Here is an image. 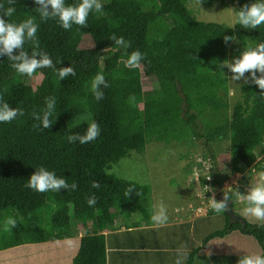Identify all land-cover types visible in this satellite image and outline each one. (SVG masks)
Wrapping results in <instances>:
<instances>
[{"label":"trees","instance_id":"obj_1","mask_svg":"<svg viewBox=\"0 0 264 264\" xmlns=\"http://www.w3.org/2000/svg\"><path fill=\"white\" fill-rule=\"evenodd\" d=\"M190 0H102L103 14L91 13L86 27L73 25L64 30L58 18L43 21L35 0H0L6 9L15 7L11 17L19 24L32 18L38 24L39 50L45 52L57 68L72 66L76 75L62 80L55 70L37 69L33 76L18 74L10 67L6 54L0 56V97L10 107L23 109L24 115L10 123H0V219L9 217L17 227L4 234L0 249L21 244L41 243L77 235L73 223L82 221L88 229L78 240L73 264H108L105 231L117 217L126 219L134 212L151 222L152 187L109 172L113 165L132 152L144 154L148 143L184 141L191 136L205 145L214 163L213 176L220 187V172L214 144L230 141V162L234 172L254 165L264 172V92L244 82L237 101L230 102L226 71L218 65L238 57L248 48L264 42V24L246 29L196 18L188 7ZM206 6L216 1L226 7L235 5V13L256 0H200ZM66 5L79 0H65ZM50 7V6H49ZM122 37L115 44L109 37ZM225 35L235 42L225 44ZM85 39L90 47H83ZM31 54L32 45H24ZM139 50L144 59L135 69L125 67L122 52ZM18 54L19 50H15ZM39 58V57H37ZM104 75V98L96 100L91 83ZM44 79L33 85L31 78ZM257 75H260L257 72ZM151 87L145 90L143 78ZM250 78V75H249ZM55 98V112L49 129L38 124L33 112L42 115L46 100ZM134 97V100L130 98ZM100 127L92 142L70 143L69 135H83L93 123ZM40 167L64 178L74 191L39 193L26 188L30 176ZM98 180L100 188L91 187ZM247 180L245 179L246 183ZM132 186L135 192L124 195ZM96 197L89 206L86 198ZM233 197V206H234ZM210 210L207 216L214 214ZM225 227L205 236L211 239L240 232L264 245V227L249 222L233 210L224 212ZM192 264L197 251L191 252Z\"/></svg>","mask_w":264,"mask_h":264},{"label":"clouds","instance_id":"obj_2","mask_svg":"<svg viewBox=\"0 0 264 264\" xmlns=\"http://www.w3.org/2000/svg\"><path fill=\"white\" fill-rule=\"evenodd\" d=\"M8 3L12 5L14 0H8ZM35 3L39 5L36 10L39 12L41 20L47 21L58 18L64 30H70L74 24L86 27L89 15L91 13L103 14L104 7L102 0H79V3L73 5H66L65 0H35ZM14 12V6H9L5 9L4 5L0 4V56L6 54L8 60L11 61L10 67L18 74L28 77L33 76L37 69L45 68L55 70L60 80L69 76H75L76 72L72 66L58 69L49 55L39 50V40L36 37L39 26L32 18H28L19 24L9 23L3 18L4 16L11 17ZM237 24L246 29H256L264 24V0H256L251 5L245 4L239 9L235 23L230 25L229 28H234ZM109 38L114 40L115 44L124 43L122 37L118 38L113 35ZM223 40L227 45L229 42H235L236 37L225 35ZM26 42L32 45L31 54L24 49ZM15 50H19L18 54H16ZM142 59H144V56L139 50L133 51L125 61V67L131 69L138 68ZM218 67L223 73H225L223 69L227 67L232 73L230 77L231 81L235 82L243 79L246 83L251 82L257 85L261 89V92H264V42L243 50L234 60H224ZM257 72L260 75H257ZM246 73H250V78ZM102 86L106 88L109 85L104 75L98 73L91 83L92 93L98 101L104 98ZM130 99L134 100V97ZM0 101H2V97H0ZM55 103L54 97L48 98L42 115L37 112L32 113L34 119L39 121L38 124L33 125L34 128H40L41 124L45 129L51 127L54 121L50 117L55 112ZM23 115V109L10 107L7 102L0 103V123H10L17 119L18 116ZM99 134L100 127L98 123L93 122L87 127L83 135H69L67 140L70 143L79 141L80 144H86L94 141ZM207 178L210 180L211 176ZM100 186L98 180L91 181L92 188L99 189ZM25 187L39 193H46L49 191L60 192L61 189L74 191L77 188V184L74 182L69 185L64 178L58 177L54 172L47 170L45 167H40L30 176ZM218 189L219 192L224 190L221 188V185ZM133 192L137 196L140 195L132 186H129L125 190L124 195L130 197ZM233 197L245 205L241 216L248 219L249 222L255 221L258 223V226L264 227V175L251 184L246 194H242L239 191L230 194L228 191H225L224 197L221 200H219V194L217 199L215 196H212L209 200V206L217 214L223 213L228 208L227 202L229 200L233 201ZM86 199L89 206H94L97 203L95 196ZM168 219L166 206L163 203L157 204L151 216L153 223L157 227H160L165 225ZM15 227H17V221L9 217L6 221L5 231H10L11 228ZM211 254V252L207 253L209 256ZM185 259L186 254L180 251L175 264H184ZM237 264H264V255L246 254L240 257Z\"/></svg>","mask_w":264,"mask_h":264},{"label":"rangeland","instance_id":"obj_3","mask_svg":"<svg viewBox=\"0 0 264 264\" xmlns=\"http://www.w3.org/2000/svg\"><path fill=\"white\" fill-rule=\"evenodd\" d=\"M188 7L191 9L196 18L202 21L224 23L230 26L234 24L236 20L235 5H229L226 7L222 2L216 1L213 6L209 7L204 5L200 0H190L188 2ZM82 46L90 47L91 41L89 39H85L82 43ZM120 58L126 61L128 59V56L127 54L122 52ZM229 60H234V57H231ZM224 70L226 71L229 78L230 102L233 105V103L239 99L241 94V86L245 81L243 79L235 82L231 81L230 77L232 73L227 69V67H225ZM246 75L249 76L250 73H246ZM43 79L44 76L42 74H38L31 78V82L34 86H36ZM143 85L145 90H148L151 87L150 82L146 77L143 78ZM213 146L220 172L219 180H224V182L227 179L229 180V182H226L223 187L225 186L224 190L228 191L230 194L237 191L241 192L242 194H246L251 184L255 183L259 179V177L264 175V172L260 173L257 172V170L253 171V167H248L247 169L244 168L241 172H237L238 174L234 172L232 170L230 162V141L228 139L220 140ZM189 154H192L194 158L195 154H198L203 158H211L201 140L199 138L191 136L189 139H186L184 141H173L171 143L157 141L150 142L147 144L146 152L144 154L132 152L129 157H126L120 162L114 164L112 169L109 171L111 173H115L119 177L132 179L139 183H149L151 181L152 175L153 179H159L155 180V182H162L157 184L160 185L161 190H165L164 196H168L172 199L174 203L173 205H175L172 209H175V211L173 212H176V218L178 219H176L175 221H182L185 218L181 215L182 212H186V214L189 215L190 219H194L193 221L187 223V225L183 226L187 230V237L185 233L181 237L182 232H179L176 237V241L171 236L159 238L156 237L155 234L148 235L149 238H147V245L150 246L148 247L150 249V253L143 254L145 255L146 260H143L141 264H175L176 260L172 259V253L187 248L186 245L188 242V247L191 248L194 245L193 247L195 249L199 245H203L202 242L205 236H207L209 233L225 227L226 219L223 215L224 212L219 214L215 212L214 214L208 216L209 219H206L197 217L195 211L191 210V207H196V200L200 198V188L199 181L195 180L192 177V159L190 160L191 162L186 161ZM201 166L202 163L199 167ZM152 172L154 173L152 174ZM245 179L247 180V182L244 184ZM235 180L238 181L239 185H235ZM166 181H170V184L174 187V191L177 193L180 192V188H182V186L187 185V189L185 186L182 190V193H180V195L185 196V200L187 199V201L184 202L181 199L178 200L177 198H175V195H173L171 192L172 187H168L169 182ZM155 182H152L151 185L155 184ZM159 193L160 191L155 192L157 196ZM234 203L235 204L232 210H235L236 212L241 214L245 205L241 202L238 207L237 200L235 199ZM180 207L181 209L184 207L185 210H179ZM140 218L141 213L134 212L131 216L127 217L126 220L128 221V223H131L140 220ZM252 223L257 222L253 221ZM5 225L6 222L3 219H0V245L3 243V236L7 232L5 231ZM73 228L76 232H85L88 229V226L82 221H77L73 223ZM171 230L172 229L169 228L167 230L164 229L163 231L165 233L171 232ZM132 234L135 235L136 233L132 232ZM240 234V232H235V235ZM139 236H142L144 239L146 238L145 234H138L137 238ZM249 236L250 235H246L245 237L247 239L250 238V242H252V245H256L254 241H258L254 237ZM229 239H232V236L227 237L226 235L223 237H216L214 239H211L209 241L211 243V247L212 249H216L214 253L217 254L218 251V254H221V252L217 250V248L219 249L221 247V244L226 243L227 248L231 251V256H233L234 244L233 241ZM21 245L24 246H19L14 251H11L9 255L5 253L3 256H0V264H67L68 260L70 259V255L74 253V248L71 249V253L65 254L64 249L57 248L54 250L51 249V245ZM77 249L78 247L76 248V250ZM178 253L176 254L178 255ZM198 253H200V249L198 250L196 255H198ZM258 254H262V251L259 250ZM229 255L230 254L228 253L226 256V260L231 259V256ZM186 261H188V258ZM186 261H184V264H187ZM213 261V263L219 264V260L217 259L216 255H213ZM206 262L207 263L205 264H210L209 261Z\"/></svg>","mask_w":264,"mask_h":264},{"label":"crops","instance_id":"obj_4","mask_svg":"<svg viewBox=\"0 0 264 264\" xmlns=\"http://www.w3.org/2000/svg\"><path fill=\"white\" fill-rule=\"evenodd\" d=\"M154 172H152L153 174ZM237 173V172H236ZM173 177V176H171ZM171 179V178H170ZM155 180H159V179H153L152 175H151V181L149 182V184L151 185L152 182H155ZM169 182L168 187H172V194L175 195V198H177L178 200H182L184 202L187 201V199L185 200V196L184 195H180V193H182V190L184 189V187L186 186L187 189V185L182 186V188H180V192L177 193L174 191V187L173 185L170 184V181H166ZM172 182V181H171ZM157 183H162L161 181L155 182V184L151 185L152 187V200H153V211L152 214L155 210V206L159 203H163L166 208H167V214H168V222L160 227H157L153 221L151 220V222L146 221L142 216L140 218V220H137L135 222H131L128 223V221L122 217H119L115 220V222L113 223L112 226H110L106 231H105V235H106V245H107V259H108V264H129V263H133V264H141V262H143V260H146L145 255H143L144 253H150L149 252V248L150 246L147 245V238H149L148 235L150 234H155L156 237L159 238H164L167 236H171L175 241L177 240V235L179 232H182L181 237L183 236V234L185 233L186 237H187V230L186 228H184L183 226L187 225V223L193 221L194 219H190L189 215L186 214V212H182L181 215L184 216L182 221H175L176 218V212L174 213L173 211H175V209H172L175 205H173V201L170 197L168 196H164V192L165 190H161V187L159 184ZM245 184V183H244ZM239 185V184H238ZM243 185V184H242ZM244 186V185H243ZM176 187H181V186H176ZM160 191V193L158 194V196L155 194V192ZM236 200V199H235ZM241 202L239 200H237V204L239 207V204ZM178 220V219H177ZM171 228V232H165L164 233V229H169ZM132 232H135L136 234L133 235ZM85 232L83 231H78L76 236L73 237H68L65 239H59V240H54V241H48V242H41V243H31L28 244L30 245H41V246H49L51 245V249H64L65 250V254L67 253H71V249L74 248V253L70 255V259L68 260L67 264H73V259L74 256L77 253V246H78V240L79 238L84 234ZM171 233V234H169ZM138 234H145L146 238L144 239L142 236H139L137 238ZM234 244V248H233V256H231V251L230 249L227 248L226 243L221 244V247L217 250H219L221 252V254H217L214 253V251L216 249H212L211 247V243L208 242L206 245H199L198 247H196L194 249V245L189 248V242L187 243L186 247L184 250H179L176 251L175 253H172V259L177 260L178 255L176 253L183 251L186 254V259L184 261L189 260L190 258V254H192L191 252H198V250L200 249V253H198V255H196L192 262V264H205L207 263L206 261H209L210 264H216L213 263V255H216L217 259L219 260V264H237L238 260L240 259V257H242L243 255L246 254H258L259 250L262 251V254H264V245L259 243V242H255L256 245H252V242H250V238L247 239L245 236V234H240V235H235V232H232L230 234L227 235V237H231ZM248 236V235H247ZM251 237V236H249ZM226 241V240H225ZM203 243V242H202ZM219 245V244H218ZM237 245V248H236ZM19 246L23 247L24 245H17L15 247H10V248H6V249H0V256H3L5 253L9 255V253L11 251H14L15 249H17ZM76 247V248H75ZM219 247V246H218ZM212 249V251H211ZM53 251V250H50ZM208 252H211L212 254L209 256L207 255ZM230 254L229 256H231L230 260H226V256L227 254ZM261 254V255H262ZM189 261H186V263L188 264Z\"/></svg>","mask_w":264,"mask_h":264},{"label":"built area","instance_id":"obj_5","mask_svg":"<svg viewBox=\"0 0 264 264\" xmlns=\"http://www.w3.org/2000/svg\"><path fill=\"white\" fill-rule=\"evenodd\" d=\"M197 153H199V152H197ZM190 160L193 162L191 165V170L193 172L192 177L195 180L199 181V188H200V194H199L200 198H198V200H196V202H197L196 207H194V208L191 207V210L195 211V214L197 217H204V216H207V214L209 213V210L211 209L209 206L210 198L212 196H215V198L217 199L218 194H219V189L216 187V185L214 183V176L212 173L213 168H214V163H213L211 158H203L198 154H195V158L193 157L192 154H189L186 161H190ZM201 163H202V166L199 167L201 165ZM250 167H253V171L255 170L254 165L253 166L251 165ZM247 168H245V169H247ZM209 176H211L210 180L207 178ZM226 182H229V180L227 179L225 182H224V180L220 181V185H222L223 189L225 188V186L223 187V185ZM234 183H235V185H238L237 180H235ZM179 210H185V208L183 207L181 209V207H180Z\"/></svg>","mask_w":264,"mask_h":264},{"label":"water","instance_id":"obj_6","mask_svg":"<svg viewBox=\"0 0 264 264\" xmlns=\"http://www.w3.org/2000/svg\"><path fill=\"white\" fill-rule=\"evenodd\" d=\"M224 192H225L224 190H221V191L219 192V200L223 199V197H224ZM227 203H228L227 211H228L229 214H232V213H233V210H232V208H233L232 201L229 200Z\"/></svg>","mask_w":264,"mask_h":264}]
</instances>
